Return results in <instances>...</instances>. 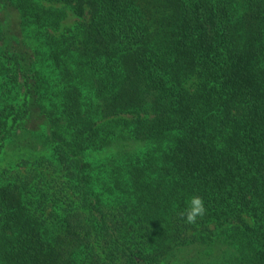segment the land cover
<instances>
[{"label": "trees", "instance_id": "trees-1", "mask_svg": "<svg viewBox=\"0 0 264 264\" xmlns=\"http://www.w3.org/2000/svg\"><path fill=\"white\" fill-rule=\"evenodd\" d=\"M10 153L0 264H264V0H0Z\"/></svg>", "mask_w": 264, "mask_h": 264}, {"label": "clouds", "instance_id": "clouds-1", "mask_svg": "<svg viewBox=\"0 0 264 264\" xmlns=\"http://www.w3.org/2000/svg\"><path fill=\"white\" fill-rule=\"evenodd\" d=\"M206 213L205 204L203 198L200 196H192L188 201V208L185 211L179 213L180 217L185 223L194 224L197 218H202Z\"/></svg>", "mask_w": 264, "mask_h": 264}, {"label": "rangeland", "instance_id": "rangeland-1", "mask_svg": "<svg viewBox=\"0 0 264 264\" xmlns=\"http://www.w3.org/2000/svg\"><path fill=\"white\" fill-rule=\"evenodd\" d=\"M73 21V19H69L66 23L70 24ZM19 155H14L10 153L8 156H2L0 159V170L6 167L11 161L15 160Z\"/></svg>", "mask_w": 264, "mask_h": 264}]
</instances>
